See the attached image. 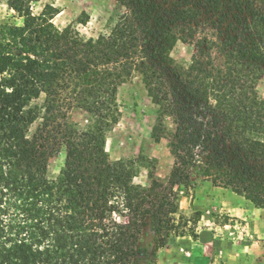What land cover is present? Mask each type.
Instances as JSON below:
<instances>
[{"label": "trees", "instance_id": "16d2710c", "mask_svg": "<svg viewBox=\"0 0 264 264\" xmlns=\"http://www.w3.org/2000/svg\"><path fill=\"white\" fill-rule=\"evenodd\" d=\"M6 1L23 22L0 25V264H136L149 220L158 248L185 235L175 214L197 178L264 209V0H117L96 38L56 26L51 4ZM180 41L196 46L188 63L172 56ZM133 76L155 106L151 137L170 138L166 182L136 183L152 159L106 151Z\"/></svg>", "mask_w": 264, "mask_h": 264}, {"label": "rangeland", "instance_id": "374dc122", "mask_svg": "<svg viewBox=\"0 0 264 264\" xmlns=\"http://www.w3.org/2000/svg\"><path fill=\"white\" fill-rule=\"evenodd\" d=\"M47 4L59 10L53 19L56 26L64 28L74 24L87 38L109 33L124 11L117 0H37L32 3V11L39 14ZM80 18H87V22H80ZM7 22L20 25L23 19L9 8L6 0H2L0 25ZM195 51L194 43L180 41L174 47L172 56L188 63ZM259 91L264 96V80L259 85ZM42 101L43 96L33 103L40 104ZM118 101L120 120L107 134L106 151L110 159L148 157L152 159L151 167H142L134 181L150 185L148 173L151 170L160 181L166 182L176 159L170 138L156 142L151 137L156 120L155 106L139 76H133L120 86ZM73 117L82 125L87 122V116L82 111L74 112ZM37 124L34 123L32 131ZM65 153L62 149L51 157L50 178L60 175ZM195 180V184L182 191L180 209L175 214L178 228L185 235L174 233L166 246L158 248L154 224L149 220L140 239L136 264H195L188 254L192 240L200 245L206 242L208 251L212 252V261L217 264H237L243 259L253 264H264V209L230 188L215 186L200 178ZM170 248L172 250L168 251Z\"/></svg>", "mask_w": 264, "mask_h": 264}, {"label": "crops", "instance_id": "0c3cea01", "mask_svg": "<svg viewBox=\"0 0 264 264\" xmlns=\"http://www.w3.org/2000/svg\"><path fill=\"white\" fill-rule=\"evenodd\" d=\"M184 239V238H183ZM178 242H185V240H177ZM192 248L188 251V254L192 256V260L195 264H217V262L212 261V252L208 251V245L205 242L203 245L198 244V241H191ZM168 251H171L172 248L167 249ZM171 256V255H170ZM176 260V259H175ZM201 262V263H200ZM237 264H253L252 262L248 260H242L238 261Z\"/></svg>", "mask_w": 264, "mask_h": 264}]
</instances>
